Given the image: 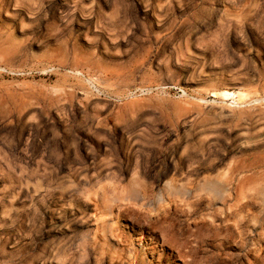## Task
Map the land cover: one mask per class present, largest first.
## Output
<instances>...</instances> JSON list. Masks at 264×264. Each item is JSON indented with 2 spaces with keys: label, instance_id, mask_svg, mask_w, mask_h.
<instances>
[{
  "label": "rangeland",
  "instance_id": "rangeland-1",
  "mask_svg": "<svg viewBox=\"0 0 264 264\" xmlns=\"http://www.w3.org/2000/svg\"><path fill=\"white\" fill-rule=\"evenodd\" d=\"M0 264H264V0H0Z\"/></svg>",
  "mask_w": 264,
  "mask_h": 264
},
{
  "label": "bare ground",
  "instance_id": "bare-ground-1",
  "mask_svg": "<svg viewBox=\"0 0 264 264\" xmlns=\"http://www.w3.org/2000/svg\"><path fill=\"white\" fill-rule=\"evenodd\" d=\"M217 185V184H216ZM215 186V185H214ZM216 187V186H215ZM221 189V188H220Z\"/></svg>",
  "mask_w": 264,
  "mask_h": 264
}]
</instances>
